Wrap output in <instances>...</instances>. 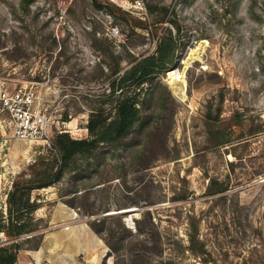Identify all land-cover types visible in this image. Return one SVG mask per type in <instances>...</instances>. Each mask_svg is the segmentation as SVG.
<instances>
[{"label":"rangeland","instance_id":"rangeland-1","mask_svg":"<svg viewBox=\"0 0 264 264\" xmlns=\"http://www.w3.org/2000/svg\"><path fill=\"white\" fill-rule=\"evenodd\" d=\"M160 45L168 69L144 85L132 134L74 155L60 181L34 189L32 230L0 229L1 248L83 227L93 249L79 264H133L134 248L143 264H264V0H0V78L37 91L53 120L51 147L0 131V224L15 182L56 156L59 136L89 139L98 108L114 116L117 69ZM147 211L162 255L134 242Z\"/></svg>","mask_w":264,"mask_h":264},{"label":"trees","instance_id":"trees-1","mask_svg":"<svg viewBox=\"0 0 264 264\" xmlns=\"http://www.w3.org/2000/svg\"><path fill=\"white\" fill-rule=\"evenodd\" d=\"M166 59L167 56L162 49V45H160L157 54L135 58L132 66L123 72V69H117L118 72H121L119 81L118 83L114 82L112 86L114 90L121 91V96L114 116L108 115L106 109L98 108L91 116L87 126L90 133L89 139L74 140L66 134L59 136L57 140L59 152L56 156L52 160H42L40 171L36 172L33 178L20 183L15 182L14 190L10 192L8 198V221L6 223L2 222L0 229L5 230L7 235L12 238L31 231L32 218L28 213L35 211L37 208L34 203H31V194L34 189H44L60 181L74 155L91 156L102 144L121 141L132 134L134 128L142 119L141 91L144 85L152 80V77L168 69ZM106 221V219H103L99 223H105ZM143 222L151 225V232L145 231L142 227ZM136 224V233L133 237L134 242H137L136 247L148 248V245H150V249L155 251L156 255H162L163 248L157 241L159 234L155 232V223L152 221L151 212H145L143 219L137 220ZM193 224L195 228L191 235L190 248L196 255H200L197 238L198 229L194 222ZM124 230L128 231L129 229L124 227ZM108 234V245L114 250V248L116 249L114 244H118L119 238L113 229H109ZM152 241L155 242L152 243ZM18 249V246H15V249L0 247V264H16L18 256L16 250ZM140 251L139 248L138 250L132 249L130 254L131 263L143 264L144 259L140 255Z\"/></svg>","mask_w":264,"mask_h":264},{"label":"built area","instance_id":"built-area-1","mask_svg":"<svg viewBox=\"0 0 264 264\" xmlns=\"http://www.w3.org/2000/svg\"><path fill=\"white\" fill-rule=\"evenodd\" d=\"M53 120L44 109L37 91L29 87L11 88L0 78V131L9 139L52 145ZM0 233V247L7 243Z\"/></svg>","mask_w":264,"mask_h":264},{"label":"crops","instance_id":"crops-1","mask_svg":"<svg viewBox=\"0 0 264 264\" xmlns=\"http://www.w3.org/2000/svg\"><path fill=\"white\" fill-rule=\"evenodd\" d=\"M91 234L87 228L73 227L65 230L63 235H48L40 246L38 243L34 248L19 249L16 264H79V253L93 249L87 244ZM59 236L61 240L57 239Z\"/></svg>","mask_w":264,"mask_h":264},{"label":"bare ground","instance_id":"bare-ground-1","mask_svg":"<svg viewBox=\"0 0 264 264\" xmlns=\"http://www.w3.org/2000/svg\"><path fill=\"white\" fill-rule=\"evenodd\" d=\"M180 83L177 81V80H175L174 78L173 79H171V87H172V89L174 90V91H178L179 90V88H180ZM177 93V92H176Z\"/></svg>","mask_w":264,"mask_h":264},{"label":"water","instance_id":"water-1","mask_svg":"<svg viewBox=\"0 0 264 264\" xmlns=\"http://www.w3.org/2000/svg\"><path fill=\"white\" fill-rule=\"evenodd\" d=\"M132 211H134V210L130 209V210H127V211H123V212H121V213L132 212Z\"/></svg>","mask_w":264,"mask_h":264}]
</instances>
